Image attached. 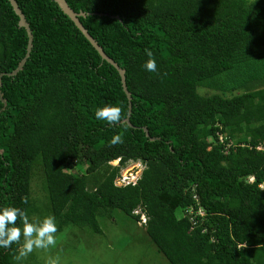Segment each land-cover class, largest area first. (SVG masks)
<instances>
[{"label":"trees","instance_id":"1","mask_svg":"<svg viewBox=\"0 0 264 264\" xmlns=\"http://www.w3.org/2000/svg\"><path fill=\"white\" fill-rule=\"evenodd\" d=\"M15 1L32 47L8 75L28 38L0 0V208L90 234L120 211L169 264H264V0H66L125 69L131 125L116 126L95 117L106 104L127 114L115 67L54 0ZM115 135L124 142L111 145ZM130 161L139 177L116 186ZM18 248H0V264H18Z\"/></svg>","mask_w":264,"mask_h":264},{"label":"rangeland","instance_id":"2","mask_svg":"<svg viewBox=\"0 0 264 264\" xmlns=\"http://www.w3.org/2000/svg\"><path fill=\"white\" fill-rule=\"evenodd\" d=\"M41 175L36 167L31 179V195L38 206L44 196ZM34 218L41 217L36 213ZM98 222L101 232L94 234L72 224L64 226L56 233L55 247L36 249L18 264H45L48 257H58L59 264H169L140 223L120 211L112 218L99 217Z\"/></svg>","mask_w":264,"mask_h":264},{"label":"clouds","instance_id":"3","mask_svg":"<svg viewBox=\"0 0 264 264\" xmlns=\"http://www.w3.org/2000/svg\"><path fill=\"white\" fill-rule=\"evenodd\" d=\"M144 52L149 58L144 64L145 70L157 72V64L152 50L145 48ZM95 117L97 120H103L111 126H116L123 123V109L119 106L106 104L95 109ZM123 142V137L120 135L113 136L109 141L113 146ZM110 163L117 164L118 160L110 161ZM136 164H140V162L130 161L127 166L133 165L134 171L140 169L141 172L143 166L138 167ZM18 220L22 221V227L16 226ZM57 231L54 216L49 215L42 220L35 218L30 220L26 211L20 208L12 206L0 208V248H10L13 244L19 245L18 254L14 256L16 261L26 259L36 249L47 250L55 247ZM45 264H59V258L48 257Z\"/></svg>","mask_w":264,"mask_h":264},{"label":"water","instance_id":"4","mask_svg":"<svg viewBox=\"0 0 264 264\" xmlns=\"http://www.w3.org/2000/svg\"><path fill=\"white\" fill-rule=\"evenodd\" d=\"M14 10V12L16 13V15L18 16V26L20 27H24L26 34H27V45H26V52L25 55L23 56V58L19 61L17 67L15 69H13L12 71L8 72V75H15L20 69H22L27 57L29 56L31 47H32V32L30 30L29 27V23L27 22L23 12L21 11V9L19 8L17 2L15 0H8ZM57 5L60 7V9L74 22V24L76 25V27L82 32V34L84 35V37L91 43V45L97 50V52L99 53V55L101 56L102 59L106 60L108 63H110L112 66L115 67V69L118 71L119 75H120V79H121V84H122V88L126 94V97L129 101L128 103V111L126 116L123 118V122H126L128 125H131L129 122V116H130V112H131V104H130V100H131V94L128 91L127 87H126V83H125V69L121 68L117 62H115L111 57H109L103 50V48L97 43V41L89 34V32L87 31V29L83 26V24L80 22L79 20V16H85L86 14L83 11H74L66 2V0H54ZM117 17V16H115ZM4 73L0 74V87H1V77ZM0 100L3 103V106L1 109L4 108L6 100L3 97V93L0 90ZM143 130L145 131L146 135H148V130L146 127H143ZM151 139H155L154 137H150Z\"/></svg>","mask_w":264,"mask_h":264},{"label":"built area","instance_id":"5","mask_svg":"<svg viewBox=\"0 0 264 264\" xmlns=\"http://www.w3.org/2000/svg\"><path fill=\"white\" fill-rule=\"evenodd\" d=\"M140 174V169L137 170H133V165H129L126 168H124L120 174L115 178V185L118 186H124L127 185L129 183H134L137 178L139 177ZM189 215L190 219H193V215H192V209L189 208ZM196 213L203 215V209L202 208H198L196 210Z\"/></svg>","mask_w":264,"mask_h":264}]
</instances>
